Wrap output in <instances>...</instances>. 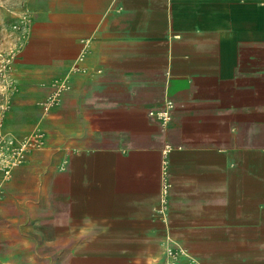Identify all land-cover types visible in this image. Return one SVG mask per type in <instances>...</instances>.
<instances>
[{
  "label": "crops",
  "instance_id": "crops-1",
  "mask_svg": "<svg viewBox=\"0 0 264 264\" xmlns=\"http://www.w3.org/2000/svg\"><path fill=\"white\" fill-rule=\"evenodd\" d=\"M26 1L4 129L46 133L10 181L40 200L42 237L24 242L48 247L43 264H66L67 246L72 264H167L169 234L192 264H264V0ZM87 43V70L72 71ZM168 99L163 128L150 110Z\"/></svg>",
  "mask_w": 264,
  "mask_h": 264
},
{
  "label": "built area",
  "instance_id": "built-area-1",
  "mask_svg": "<svg viewBox=\"0 0 264 264\" xmlns=\"http://www.w3.org/2000/svg\"><path fill=\"white\" fill-rule=\"evenodd\" d=\"M32 21V13L27 10L12 24L14 31L17 33L16 42L1 55L0 59V80L3 88V97L5 98L0 112V196L4 192L5 182L11 177L14 168L23 164L34 148L42 146L45 143L46 133L39 125L31 132L18 136L12 132L6 131L2 123V118L11 107L12 96L18 89L13 73V62L18 51L23 47L31 33ZM89 50V43H87L78 56L76 63L73 65L72 71L84 72L87 70L84 65L79 63L84 61ZM71 86L68 76L56 77L51 80V91L45 98L39 101L43 115L48 114L54 106L61 102L63 93L69 90ZM174 106V101L168 99L163 108L150 110V113L156 115L162 127L165 128L171 119V111ZM170 150L171 145L166 144L164 148L165 158L163 160L162 175L163 212L167 209L166 206L168 205L169 190L171 187L168 167V155ZM164 244L167 264H192L194 262V258L191 256L187 247L175 240L170 234L166 236Z\"/></svg>",
  "mask_w": 264,
  "mask_h": 264
},
{
  "label": "rangeland",
  "instance_id": "rangeland-1",
  "mask_svg": "<svg viewBox=\"0 0 264 264\" xmlns=\"http://www.w3.org/2000/svg\"><path fill=\"white\" fill-rule=\"evenodd\" d=\"M27 9L26 0H0V59L1 55L16 42L17 33L14 31L12 24ZM0 94L1 109L5 101L1 80ZM11 111L12 108L8 111V115L2 118L3 127L6 129H8L7 124ZM13 173L6 180L4 192L0 196V250H2L3 254L11 253L13 255L14 253L15 255L12 257L15 264H43L41 255L48 247L38 243L26 245L24 242L25 238L36 240L42 237L41 203L38 199L33 204L32 200H28L29 202H27L26 198L11 196L10 181ZM24 187L25 184L23 185V190L19 188L18 191L25 193ZM16 238L23 239V241L12 245L11 239ZM73 254L74 247H65L66 264H72Z\"/></svg>",
  "mask_w": 264,
  "mask_h": 264
}]
</instances>
